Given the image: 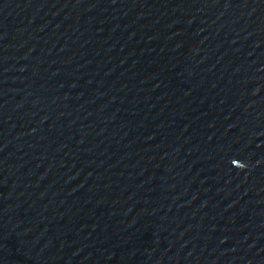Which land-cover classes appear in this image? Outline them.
I'll return each mask as SVG.
<instances>
[{"label":"water","instance_id":"obj_1","mask_svg":"<svg viewBox=\"0 0 264 264\" xmlns=\"http://www.w3.org/2000/svg\"><path fill=\"white\" fill-rule=\"evenodd\" d=\"M0 264H264V0H0Z\"/></svg>","mask_w":264,"mask_h":264}]
</instances>
